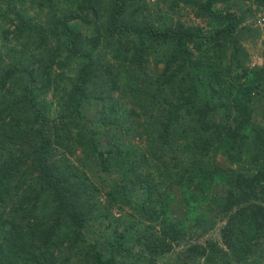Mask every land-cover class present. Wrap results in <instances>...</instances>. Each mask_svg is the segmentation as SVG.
I'll use <instances>...</instances> for the list:
<instances>
[{"label":"trees","instance_id":"1","mask_svg":"<svg viewBox=\"0 0 264 264\" xmlns=\"http://www.w3.org/2000/svg\"><path fill=\"white\" fill-rule=\"evenodd\" d=\"M28 1L41 14L47 7L46 16L22 12ZM76 1V10L56 13L53 0H0L7 59L0 61V264H71L78 250L90 264H122L119 259L136 255L133 246L137 257L146 253L151 261L169 252L186 229L205 230L203 211L227 216L220 231L227 251L208 244L223 253L220 263L229 261L228 254L244 261L255 247L263 253L264 114L262 121L254 119L253 98L264 97V49L262 65L244 64L249 53L242 40L252 31L245 21L263 10L264 0L242 11L231 0H171V10L191 5L196 16L209 18L210 33L171 15L154 25L145 20L140 0ZM102 2L107 15L101 24L96 17ZM160 45L166 50L155 59L163 64L158 73L148 67ZM70 59L73 75L55 70ZM121 89L154 119L145 131L151 155L181 188L185 216L172 214L171 190L163 191L150 175L128 174L136 166L131 152L112 143L101 149L96 130L84 126L82 104L115 100L113 92ZM50 91L53 99H46ZM23 137H30L29 147L16 146ZM76 142L103 171L115 166L122 174V183L106 192L107 206L119 201L139 216L114 228L105 240L106 256L86 240L99 189L68 158L66 149ZM178 147L187 162L172 156ZM218 154L229 164L221 165ZM215 184L224 192L208 198L205 192ZM134 187L144 189L140 199L131 196ZM108 207L96 215L108 218ZM196 248H187L189 257L205 253ZM253 261L261 263L256 256Z\"/></svg>","mask_w":264,"mask_h":264},{"label":"rangeland","instance_id":"2","mask_svg":"<svg viewBox=\"0 0 264 264\" xmlns=\"http://www.w3.org/2000/svg\"><path fill=\"white\" fill-rule=\"evenodd\" d=\"M171 0H140L141 4H144L146 7V17L145 20L152 21L154 25L162 24V20L165 19L167 15H171L174 20H179L186 25L190 26H202L206 33H210L214 29V25L211 23V20L207 17H198L194 13V9L191 5L180 4L176 6L173 10L169 8ZM76 0H53L52 3V11H56V13L68 12L74 10L77 5ZM231 7L236 8L240 11L246 10L247 8H255L256 4L254 0H231L228 2ZM17 6V2H16ZM21 11L23 9L30 16L38 17V16H46L45 13L48 12L47 7H43V11L36 12L34 9V4H31L30 1L25 4L22 3ZM104 3H101V10L97 14L96 20L100 23L105 16L107 15V11H104ZM218 6V5H217ZM219 6H223V4H219ZM76 10V9H75ZM53 11V12H54ZM255 12V13H254ZM254 14H251L250 17L245 21V25L252 27L251 33H247V36L244 40H242V45L245 50L249 53V58L245 61L244 64L249 66H259L262 65L263 62V53L264 49V8L262 11H255ZM99 17V18H98ZM137 18V16H136ZM141 19V18H139ZM4 22L3 18L0 16V24ZM210 22V23H208ZM102 24V23H101ZM4 27L5 24H2L1 27ZM83 31L87 32V27H82ZM1 32V31H0ZM0 33V38H1ZM166 50V47L160 45L154 52L151 51L149 57V70H153L155 72H161L163 64L156 63L155 59L157 56H161V54ZM6 52L5 47L3 45V40L0 39V61L2 63H6ZM108 54V53H107ZM106 54V55H107ZM63 55L60 57L62 58ZM107 58H110L107 55ZM72 60H67L64 63L63 69H59L55 67L56 71H61L65 73H69L73 75V65L70 66ZM68 67L70 69L68 70ZM64 85L61 84V87ZM57 92V89H55ZM124 91L121 89L120 91H114L113 97L115 100H106V101H98L97 99H89L85 101L82 106V114H83V122H85L84 126L89 128H93L97 132V141L98 145L101 149H106L108 146L112 144H119L120 148L125 149L126 151L131 152L133 154V158L135 159L136 166L134 171L129 170L128 174L131 177H134V174L141 175H150L152 178L156 179L162 190L172 191L173 195L171 197V206L172 214L175 216H185L186 215V207L182 195V190L178 186L177 183H173V181L169 180L168 177L161 171H164V166L161 161L155 160L151 152L153 149L149 144L150 140L146 134V127L150 128L154 122V119H147L148 115H144L142 110L145 107L144 104L139 103V100H135L134 97L130 95L125 97L123 95ZM46 99H53V95L51 91L46 95ZM254 102H256V107L258 109V113H254V119L257 121H262V115L264 114V97L262 98H253ZM113 102L117 106L112 110L110 108V103ZM161 105V104H160ZM159 105V106H160ZM54 106V105H53ZM159 106L154 108V115L156 116V112ZM217 118V117H216ZM219 119V117H218ZM264 123V122H263ZM28 136V135H27ZM26 136V137H27ZM23 137V141L20 139V142L17 141L16 146L22 145V142L25 143L26 147L30 145V137L26 140ZM180 145L184 143L181 140H178ZM183 147V146H180ZM178 147L174 153H171L172 156L178 157V160L186 159L188 161L187 153L180 150ZM70 150V151H69ZM66 149L68 153V158L72 163L79 167L80 172L86 174L88 181L93 183L98 187L99 193L96 197L98 204L96 205L95 214L93 218H89L87 226L84 228V232H86V240L88 243H94L95 246L98 247L99 250L103 252L106 256L108 254V245L105 240L107 237L113 238L115 235L114 228L122 229V222H126L128 219L131 221L138 222V215H133L134 210L129 207L125 203L116 202L113 207H108L106 199V192L111 188L112 185H117L122 183V174L117 169V167L112 166L111 169L107 172L103 171L100 165V161L96 157H88L84 156L83 150L80 148L79 144L73 143L70 146V149ZM70 152V153H69ZM164 154V158H170V155ZM217 161L221 165H228L229 160L225 155L218 154ZM236 167V165L234 164ZM224 187L222 185L215 184V186L209 187V189L205 192L206 196L209 198L213 195H221L224 192ZM131 196L140 197L143 196L144 189L142 187L135 188L130 191ZM206 199V203L210 202L209 199ZM101 204V206L99 205ZM108 207V218L104 215H99L100 211L105 213V209ZM200 209L204 210L206 208L205 203H203ZM206 216V226H204L205 230L196 229V231H192L195 229H186V235H184L178 242L174 243L172 249L165 254L158 255L155 259L149 261L148 254H144V259L141 257H137L136 255L139 253L138 247L133 246L131 250L136 252V255L133 257H124L123 259H119L122 264H264V252L259 253L255 251L254 248L252 257H248V259L235 262L232 261V256L228 254V259L220 263L219 261L223 260L225 257L223 253L214 250L209 247L208 244L217 243L218 247H223L224 250L227 251V248L223 246V242L221 240L220 231L227 216H220L211 211H203ZM99 213L98 215H96ZM119 219V220H118ZM211 223V224H210ZM128 243L132 242L128 240ZM189 246H197V250H205L204 254L201 255H193L189 257L187 248ZM205 246L207 249H205ZM216 247V246H215ZM262 247V246H261ZM264 250V245L262 247ZM78 250V249H76ZM76 254L75 257L72 258L71 264H90L88 261H85L81 257V253ZM130 256V255H129ZM255 256L261 263H255L253 260ZM139 258V261L136 259ZM136 262V263H135Z\"/></svg>","mask_w":264,"mask_h":264}]
</instances>
